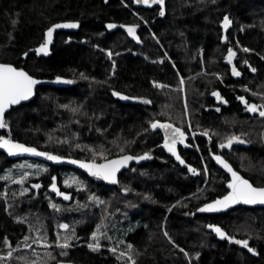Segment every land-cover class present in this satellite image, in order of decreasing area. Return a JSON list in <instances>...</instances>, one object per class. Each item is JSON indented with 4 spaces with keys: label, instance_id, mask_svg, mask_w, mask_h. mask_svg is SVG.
Masks as SVG:
<instances>
[{
    "label": "trees",
    "instance_id": "trees-1",
    "mask_svg": "<svg viewBox=\"0 0 264 264\" xmlns=\"http://www.w3.org/2000/svg\"><path fill=\"white\" fill-rule=\"evenodd\" d=\"M165 12L160 18L156 9L134 8L128 0H0V62L34 77L70 81L65 87L38 86L31 101L5 114L8 128L0 135L86 161L93 150L103 151L107 159L153 155L150 162L120 172L115 185H102L69 166L11 159L0 152V177H11L0 179V254L5 256L0 264L41 258L46 264H264V207L198 211L227 192L228 177L212 154L264 186V117L243 112L237 99L264 106V0H167ZM225 16L231 21L227 28ZM64 20L78 21V29L56 32L48 53H37L48 27ZM114 23L122 28L109 31L107 25ZM124 25H137L139 40ZM229 48L236 53L232 63L226 59ZM233 65L239 76L232 74ZM114 91L151 103L122 99ZM153 120L171 122L189 135L191 148L179 147L185 166L165 154L160 132L150 128ZM231 136L242 144L221 149L219 144ZM95 160L104 161L100 156ZM25 164L47 171L36 175V168L19 167ZM188 165L198 172H190ZM24 172L32 175L21 185L16 181ZM53 176L70 199L49 187ZM70 177L83 186H66L63 181ZM35 183L41 187L32 188ZM25 187L29 191L21 194ZM92 195L103 203L89 200ZM60 223L69 228L59 229ZM98 224L101 247L93 251L88 244ZM209 224L247 239L255 255L218 236ZM73 230L67 255L61 256L56 234L63 237ZM38 235L47 236L49 247L33 243ZM25 236L31 248L23 246ZM122 252L127 256L121 257Z\"/></svg>",
    "mask_w": 264,
    "mask_h": 264
},
{
    "label": "snow or ice",
    "instance_id": "snow-or-ice-1",
    "mask_svg": "<svg viewBox=\"0 0 264 264\" xmlns=\"http://www.w3.org/2000/svg\"><path fill=\"white\" fill-rule=\"evenodd\" d=\"M135 3L138 4H145V5H151V4H157L160 6L159 15L163 16L164 13V0H134ZM231 23L228 16L224 17L223 25L225 28L228 27V25ZM78 22H69L64 24H53L51 27L47 29V37L48 39L45 41V43H42L39 45V47L36 49L37 53H48V44L51 43V37L53 34L54 29L57 28H76L78 27ZM107 27L109 29L116 27L114 24H108ZM127 29V32L130 36L134 37L135 39L139 40V37L136 36L135 29L137 25H124ZM224 39H227L225 36ZM244 51H249V49L245 48ZM28 53H24L25 56H27ZM109 56H112L113 53L111 51L108 52ZM236 55V53L233 51V49H228V54L226 56V59L229 63H232V58ZM245 64H248V61H244ZM175 67V65H173ZM249 67H251L249 65ZM253 72L256 71L255 68L251 69ZM232 74L234 76H239L241 73L237 70L235 65L232 67ZM83 76V74H81ZM218 75V74H217ZM86 78V77H85ZM63 78L60 76L56 77L57 81H61ZM70 82V81H68ZM39 81L35 79L33 76L29 75L28 72H26L22 68L14 67L12 64L7 63H0V129H6L8 128V124L4 119L5 111L7 108H9L12 105H17L21 101L28 100L33 94H34V86L37 85ZM184 80L183 78L180 79V84L183 85ZM154 86H157V82H153ZM113 95L121 97L122 99H138L143 100L144 103L150 104L151 101L144 98V97H130V96H123L122 93L118 91H114ZM212 95L216 96L217 99H223L220 97L218 92H213ZM240 101L244 102L247 109L250 112H257L258 106L256 104L248 103L245 100V97L239 96L237 97ZM224 103H227V101H224ZM61 107L67 108L68 105H61ZM264 107V106H259ZM78 109L73 108L72 111H77ZM219 111V109H217ZM259 116L264 117V110L259 111ZM150 128L153 130H156L157 128L163 129L164 135H163V147L171 153L173 156H175L176 160L180 162V164H185V160L181 158V156L177 152V144L178 143H185L186 133L185 131L177 127L176 125L168 122H161L159 120H153L149 122ZM189 128H191V124L189 123ZM147 131V129H145ZM203 135L207 136L208 132L205 131ZM51 139V137L49 138ZM237 137L231 136L229 137L225 143H220L219 147L221 149L227 147H231L233 140H236ZM76 147H80L79 144L76 145ZM0 149H4L9 155H16L20 153H30L37 156L46 157L50 161L54 162H61L66 159H69L68 157L53 154L52 152L48 151H39L36 147L27 146L23 143L17 142L10 138V136H4L0 135ZM120 151L123 152V147L120 148ZM100 156L104 159L103 163H96L95 157ZM149 157V152L143 153V155H120L113 159H107L105 156V153L103 151H94L93 150V158L90 160H75V159H69V162L72 164L78 165L80 168L86 170L88 174H90L93 177H96L98 179H103L105 181H109L111 183H118L117 179V173L120 172L121 168L126 166L130 161H140ZM214 159L220 163L229 173H231V179L227 183L228 189L230 191L227 192L226 195L217 198L216 200L212 201L211 203L204 204L201 208L198 209V211H214V210H221L226 209L231 205H235L237 203H244V204H264V187H256L253 186L252 183L249 182V180L242 177L237 171L233 170L232 166L229 164V162L224 159L221 155L214 154ZM19 167H30V168H36L38 169L35 173L36 175H39L41 171H47L45 168H41L37 165H19ZM188 170L192 173H197L198 170L191 165H188ZM207 171V168L204 169ZM32 175V173L24 172L20 177L19 180L16 181L19 184L23 185L25 182V179ZM0 179H11L10 176H4L0 177ZM52 182L50 183L49 187L56 193L58 196H62L65 200L70 199V194L60 191V189L57 186L56 183V177L53 176ZM71 183H75L77 185L83 186V182L76 179L75 177H70L69 179H65L63 183L66 186H71ZM34 189H39L41 187V184L35 183L31 186ZM123 191L127 192L128 188L122 189ZM29 189L27 187L22 189V193L28 192ZM148 198V197H145ZM89 200H93L99 203H103V201L99 200V197H96L95 195L89 196ZM50 206L53 209L59 210L58 205L56 204H50ZM59 229H68L69 225L66 223H60L57 225ZM208 228L214 230V232L220 236L221 238H227L229 242L234 241L238 245H242L245 248L248 249L249 252H255V249L249 247V243L247 239H235L233 236H229L221 227L217 225L209 224L207 225ZM101 228V225L96 226V231H93L91 236L93 239V243H89L88 247L92 249L93 251L99 250L101 247L99 236H102L103 233H101L99 230ZM165 235L167 236L168 233L165 232ZM75 236V231H72L71 235H64L61 237V234L57 232L56 239L54 241L55 245L61 249L60 255L66 256L67 252L64 251L65 249L69 248L70 241L73 240V237ZM108 239H111V237H107ZM30 239V237L25 236L24 237V247L25 248H31V245L27 243V241ZM4 243L8 245L9 251L7 252V257L11 258L13 256V251L11 250V243L8 241L7 237L4 238ZM33 243L36 244H44L45 247H49V244L47 243V236L38 235L36 238L33 239ZM132 245L129 244L128 248H131ZM111 251L115 252L116 249L112 248ZM183 251V249H181ZM187 255V253H185ZM199 256V253L196 254ZM46 256H48L50 259H55L51 255L50 252L46 253ZM121 257L127 256V253H120ZM23 259V258H21ZM129 260H131V257H128ZM5 260V256L3 254H0V262ZM29 264H46V262L41 258L39 261L33 260L29 262ZM134 264V261L132 262Z\"/></svg>",
    "mask_w": 264,
    "mask_h": 264
},
{
    "label": "water",
    "instance_id": "water-1",
    "mask_svg": "<svg viewBox=\"0 0 264 264\" xmlns=\"http://www.w3.org/2000/svg\"><path fill=\"white\" fill-rule=\"evenodd\" d=\"M131 3H132V6L134 7V8H143V9H151L153 6H158L159 7V10H160V6L159 5H157V4H151V5H145V4H138V3H135L134 2V0H129ZM166 2H167V0H164V13H166L165 12V4H166ZM165 16V14L163 15V16H161V15H159V17L160 18H163ZM69 22H77V21H68V20H64V21H57V22H55V23H53V24H64V23H69ZM52 24V25H53ZM51 25V26H52ZM78 25H79V23H78ZM114 25H116V27H114V28H111V29H109V31H112V30H115V29H117V28H122V25H120V24H116V23H114ZM50 26V27H51ZM49 28V27H48ZM78 29V27H76V28H64V27H61V28H57V29H54V31H53V34H52V37H51V43H52V40H53V36H54V34L56 33V32H58V31H69V32H71V31H76ZM46 33H47V30L45 31V41L48 39V37H47V35H46ZM51 43H49L48 44V47L50 46V44ZM0 63H5V62H0ZM7 64H10V63H7ZM14 66V65H13ZM14 67H16V66H14ZM17 68H20V67H17ZM30 75V74H29ZM32 76V75H31ZM34 77V76H33ZM61 77V76H60ZM35 79H37L38 81H39V83L37 84V85H35L34 86V94L28 99V100H25V101H21L19 104H17V105H12V106H10L9 108H7L6 109V111H5V114L10 110V108L11 107H13V106H19L20 104H23V103H27V102H29V101H31L32 99H33V97H34V95H35V91H36V88L38 87V86H41V85H45V86H54V87H65V86H67L68 84H69V82H68V80L66 79V78H64V77H62L63 79L61 80V81H57L56 80V77H54V78H39V77H34ZM241 103L244 105L245 103L244 102H242L241 101ZM244 112H246V113H249L250 111L247 109V107H246V109H245V111ZM5 116V115H4ZM162 123L163 122H168V121H161ZM168 123H171V122H168ZM173 124V123H172ZM1 130H4V129H0V131ZM153 130V129H152ZM153 131H158V132H160V134H161V136H162V143H161V148L164 150V152H165V154L167 155V156H169L170 158H172L173 160H174V162L176 163V164H178V165H180V166H185V164H180V162L178 161V160H176V158H175V156H173L171 153H169L164 147H163V135H164V131H163V129H159V128H157L156 130H153ZM11 138V137H10ZM188 139H189V137H188V135H187V133H186V138H185V143H178L177 144V152H178V154L180 155V153H179V147H181V148H186V149H190L191 148V145H190V143L188 142ZM16 141V140H15ZM17 142H19V141H17ZM20 143H23V142H20ZM23 144H25V143H23ZM25 145H27V146H31V147H35V146H33V145H28V144H25ZM37 148V147H36ZM38 149V148H37ZM39 151H45V150H41V149H38ZM0 152H2V153H4L7 157H9V158H11V159H19V158H29V159H35V160H39V161H41V162H44V163H46V164H48V165H53V166H69V167H71V168H73V169H75V170H78V171H80V172H82L88 179H90L91 181H94L95 183H97V184H102V185H115L116 183H111V182H109V181H105V180H103V179H98V178H96V177H93V176H91L90 174H88V172L86 171V170H84V169H82V168H80L78 165H76V164H72V163H70L69 162V159H75V160H82V159H77V158H71V157H68L69 159H66V160H64V161H61V162H54V161H50V160H48L46 157H42V156H37V155H34V154H30V153H20V154H16V155H9L4 149H0ZM49 152V151H48ZM53 154H55V153H53ZM58 155V154H57ZM124 155H132V154H124ZM138 155H143V153L142 154H138ZM216 155H220V154H216ZM135 156V155H134ZM181 156V155H180ZM222 156V155H221ZM117 156H115V157H112V158H109V159H113V158H116ZM149 157L150 158H146V159H143V160H140V161H130L126 166H124L123 168H121V170H120V172H122L123 170H125V169H128L129 167H131L132 165H140V164H143V163H147V162H150L152 159H153V155L152 154H150L149 153ZM181 158H182V156H181ZM211 158H212V160H213V162H214V164L220 169V170H222L224 173H226V175H227V177H228V180H227V182H226V188H227V192L228 191H230V189H228V187H227V183H228V181L232 178L231 177V173H229L220 163H218L215 159H214V154H212L211 155ZM183 159V158H182ZM225 159V158H224ZM86 161V160H85ZM104 161H102V162H96V163H103ZM230 164V163H229ZM231 165V164H230ZM232 166V165H231ZM232 168H233V170H235V171H237L233 166H232ZM120 172H118L117 173V179H118V176H119V174H120ZM242 177H244L239 171H237ZM245 179H247L246 177H244ZM247 180H249V179H247ZM249 182L250 183H252L250 180H249ZM253 184V183H252ZM253 186H256V185H254L253 184ZM256 187H264V186H256ZM227 192L224 194V195H226L227 194ZM223 195V196H224ZM222 197V196H221ZM218 198H220V197H218ZM217 199V198H216ZM216 199H214V200H216ZM214 200H212V201H214ZM212 201H210V202H208V203H211ZM205 204H207V203H205ZM204 205V204H203ZM202 205V206H203ZM239 205H243V206H246V207H264V204H259V203H257V204H252V205H249V204H244V203H237V204H235V205H231V206H229L228 208H226V209H221V210H214V211H199L200 213H204V214H217V213H222V212H225V211H228V210H230V209H232V208H234V207H236V206H239ZM202 206H200L199 208H201ZM198 208V209H199ZM247 251H248V249H247ZM249 252V251H248ZM250 254H252V255H255V252H249Z\"/></svg>",
    "mask_w": 264,
    "mask_h": 264
},
{
    "label": "flooded vegetation",
    "instance_id": "flooded-vegetation-1",
    "mask_svg": "<svg viewBox=\"0 0 264 264\" xmlns=\"http://www.w3.org/2000/svg\"><path fill=\"white\" fill-rule=\"evenodd\" d=\"M129 1V0H128ZM130 2V1H129ZM132 4V3H131ZM143 9V8H142ZM151 9H156V12H157V17H159V7L158 6H153ZM240 101V100H239ZM240 103H241V101H240ZM251 104H255V103H251ZM241 105H242V111L244 112L245 111V109H246V105L244 104H242L241 103ZM257 105V104H256ZM258 106V111L257 112H249V114H253V115H259V111H261L262 110V108L261 107H259V105H257ZM233 145L234 144H236V145H240V144H242V142H239V141H234L233 143H232ZM191 145V144H190ZM227 147V146H226Z\"/></svg>",
    "mask_w": 264,
    "mask_h": 264
},
{
    "label": "bare ground",
    "instance_id": "bare-ground-1",
    "mask_svg": "<svg viewBox=\"0 0 264 264\" xmlns=\"http://www.w3.org/2000/svg\"><path fill=\"white\" fill-rule=\"evenodd\" d=\"M68 21H76V20H68ZM78 22V21H77ZM79 23V22H78ZM188 142H189V139H188Z\"/></svg>",
    "mask_w": 264,
    "mask_h": 264
},
{
    "label": "rangeland",
    "instance_id": "rangeland-1",
    "mask_svg": "<svg viewBox=\"0 0 264 264\" xmlns=\"http://www.w3.org/2000/svg\"><path fill=\"white\" fill-rule=\"evenodd\" d=\"M138 100V99H137ZM152 130V129H151ZM32 165H34V164H32ZM57 167H59V166H57ZM63 198V197H62Z\"/></svg>",
    "mask_w": 264,
    "mask_h": 264
}]
</instances>
